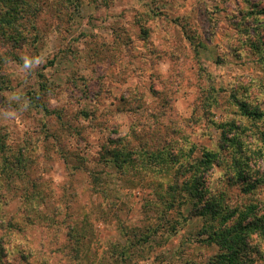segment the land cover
<instances>
[{
  "label": "rangeland",
  "instance_id": "1",
  "mask_svg": "<svg viewBox=\"0 0 264 264\" xmlns=\"http://www.w3.org/2000/svg\"><path fill=\"white\" fill-rule=\"evenodd\" d=\"M3 3L0 264H264V0Z\"/></svg>",
  "mask_w": 264,
  "mask_h": 264
},
{
  "label": "trees",
  "instance_id": "2",
  "mask_svg": "<svg viewBox=\"0 0 264 264\" xmlns=\"http://www.w3.org/2000/svg\"><path fill=\"white\" fill-rule=\"evenodd\" d=\"M5 0H0V7H6V5L3 3ZM0 17L3 16V13H0ZM245 114L248 115H256V112H248L245 110ZM205 161V160H203ZM206 163H210V159H206ZM245 176H241V179H244ZM187 189V193H185L186 197H191V199L194 200V202L199 203L202 201L204 198H206V194L203 192L204 185L203 182L198 178V179H192L191 181L185 182ZM196 199V200H195ZM35 197H33V211L35 209ZM207 215V212H203V214ZM238 223H234L231 227H223L219 229H211L214 227L212 224L209 225V230L210 232V240L214 242H218L221 245L222 252H221V257L219 263H227V259L225 258V255L231 254V256L235 257L237 255V242L241 243L242 238L245 236L246 231H248V228H255L257 225H252V223H248L243 225L242 222L237 221ZM205 231H207V228H205ZM230 258V256H228ZM231 260V258L229 259Z\"/></svg>",
  "mask_w": 264,
  "mask_h": 264
},
{
  "label": "clouds",
  "instance_id": "3",
  "mask_svg": "<svg viewBox=\"0 0 264 264\" xmlns=\"http://www.w3.org/2000/svg\"><path fill=\"white\" fill-rule=\"evenodd\" d=\"M31 63V58L25 59V66H28Z\"/></svg>",
  "mask_w": 264,
  "mask_h": 264
}]
</instances>
